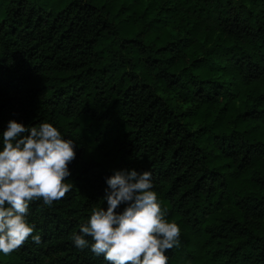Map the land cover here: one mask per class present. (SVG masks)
Returning a JSON list of instances; mask_svg holds the SVG:
<instances>
[{
	"label": "trees",
	"instance_id": "obj_1",
	"mask_svg": "<svg viewBox=\"0 0 264 264\" xmlns=\"http://www.w3.org/2000/svg\"><path fill=\"white\" fill-rule=\"evenodd\" d=\"M103 3L1 8L0 150L9 121L47 122L76 158L71 191L29 206L41 242L0 264H108L70 237L125 170L151 172L180 228L168 264H264V0Z\"/></svg>",
	"mask_w": 264,
	"mask_h": 264
},
{
	"label": "clouds",
	"instance_id": "obj_2",
	"mask_svg": "<svg viewBox=\"0 0 264 264\" xmlns=\"http://www.w3.org/2000/svg\"><path fill=\"white\" fill-rule=\"evenodd\" d=\"M0 150V252L20 248L35 228L26 220L33 201L51 206L71 191L66 183L69 165L76 158L75 143L52 124L25 127L11 120L3 132ZM107 210L94 207L70 237L75 247H89L108 264H168L166 252L179 246L180 228L165 218V210L152 190L151 172L116 171L106 181ZM124 205L122 211H118Z\"/></svg>",
	"mask_w": 264,
	"mask_h": 264
},
{
	"label": "rangeland",
	"instance_id": "obj_3",
	"mask_svg": "<svg viewBox=\"0 0 264 264\" xmlns=\"http://www.w3.org/2000/svg\"><path fill=\"white\" fill-rule=\"evenodd\" d=\"M8 1V0H0V12H1V8L3 6V4ZM29 3L34 4L36 7L38 8H43L45 10H50L52 8H59L63 5L64 2H66L67 0H27ZM107 0H104L103 4H106ZM109 12L113 15L114 13L117 14V19L124 21L125 18V14L123 13L125 11L122 10V7H119L118 2L114 3L111 5V7H109ZM254 93H250V97L254 98ZM186 104H182L181 105V110L185 111L186 110Z\"/></svg>",
	"mask_w": 264,
	"mask_h": 264
}]
</instances>
